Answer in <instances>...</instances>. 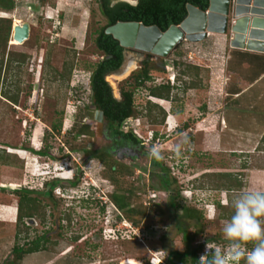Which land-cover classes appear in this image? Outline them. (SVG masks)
I'll return each instance as SVG.
<instances>
[{"label":"rangeland","instance_id":"rangeland-1","mask_svg":"<svg viewBox=\"0 0 264 264\" xmlns=\"http://www.w3.org/2000/svg\"><path fill=\"white\" fill-rule=\"evenodd\" d=\"M12 1L11 10L0 6V17L12 19L13 27L17 19L28 23L31 36L21 44L12 31L5 59L15 52L22 63L16 62L6 76L5 68L0 85V188L5 187V191L0 189V264H147L144 260L150 258L149 249L155 245L167 253L186 250L184 235L174 222L176 209L168 200L146 204L153 192L165 196L167 180L154 182L149 175L155 156L176 180L178 202L205 212L203 224L190 228L196 238L194 245L208 242L207 246L225 252L233 245L234 255L238 247L253 248L254 242H249L254 236L264 238L263 216L255 220L242 217L264 194L263 187L253 188L256 176L264 174V79L256 82L264 61L233 48L230 35L223 34L201 42L185 39L164 58L138 51L127 56L125 69L109 76L108 81L117 98L125 91L135 92L137 114L124 130L136 128L140 132L146 156L140 154L133 164L129 158L107 153L110 141L103 124L88 108L90 78L104 58L96 39L107 26L98 0ZM7 26L0 22L2 36ZM72 65L69 76L67 70ZM143 65L150 68L152 79L139 85ZM7 85L12 94L20 92L17 103L2 92ZM162 85L171 86L169 97L166 91L163 97L153 95L152 90ZM239 91L245 94L238 97ZM153 102L162 109L153 107ZM149 110L157 121L147 116ZM170 111L176 117L169 116ZM35 149L49 151L57 158L38 154ZM110 165L117 170H110ZM77 175L80 183L71 190L50 183ZM237 180L243 187H237ZM91 184L101 187L96 200L73 198ZM27 189L33 190L29 198H34L38 207L33 210L35 216L27 215L21 221V211H28L22 202ZM51 189L53 199L48 195ZM17 190L23 192L19 195ZM113 191L130 194L131 208L145 211L138 216L142 220L139 225L166 226L164 240L151 245L130 232L115 230L116 224L126 228L132 222L120 215L119 211L125 213L112 200ZM230 197L242 213L228 220L221 214L228 211L222 205ZM7 204L14 208L10 218L6 217ZM50 210L57 220L55 226L61 223L53 237L56 243L46 249L41 240L39 251L18 258L16 246H33L34 240L53 227ZM216 252L212 254L221 264L234 262L233 257ZM256 253L242 257V263L264 264V256L258 250ZM188 258L192 260L191 254Z\"/></svg>","mask_w":264,"mask_h":264},{"label":"trees","instance_id":"trees-1","mask_svg":"<svg viewBox=\"0 0 264 264\" xmlns=\"http://www.w3.org/2000/svg\"><path fill=\"white\" fill-rule=\"evenodd\" d=\"M157 0H142L141 6H132L131 4H128L126 2H120L117 5L113 6V0H98L100 8L102 13L107 19V26L102 28L99 32V35L96 39L97 47L103 52L104 58L99 61V63L96 65L95 70L93 71L91 75V92H90V103L91 105L88 107L89 110H98L103 113V119L108 125H110V129L113 130V135H115V138L118 141V144L120 146L128 145V140H132V145L134 147L141 146L143 141L140 139L134 132H126L124 130V121H126L128 118L135 116L137 114L136 112V106L134 101V95L135 92L133 90L131 91H125L122 93V99H118L115 96L114 89L110 82L107 79V75L115 70L120 69L123 64L125 63V51L126 48L121 46L120 42L116 40L112 35L106 33V29L108 26L116 24L119 21H139L143 22L146 25H158L162 30L166 31L171 25L173 24H180L187 16L188 10L187 5L189 3H192L198 7H201L203 9H207L209 6V0H160L158 3H155ZM0 6L4 9L11 10L14 7V2L12 0H0ZM155 7H159L161 10V14L158 15L156 12H152V10H155ZM148 9V12L146 13V10ZM156 13V14H153ZM158 15V16H155ZM0 22H6L8 24L7 31L4 34V36L0 33V85L2 80V74L4 69L6 68L5 76L8 72V75L11 73L10 71L15 68L16 62L21 64L22 62H18V54L13 52L10 53L8 61H6V53H7V47L8 42L11 37V34L13 33V20L5 17H0ZM25 55V54H24ZM23 55V56H24ZM26 56V55H25ZM24 56V57H25ZM25 61V59H23ZM23 61V62H24ZM15 65V66H14ZM146 65L148 66V62H146ZM146 66L145 71L143 72V75L138 78V80L142 79L139 85H143L145 83V79L151 78L150 75V68ZM73 69V65L70 66V69L67 70L69 76L71 75V70ZM8 80V76L5 79ZM1 90V87H0ZM154 96L163 97L164 95L163 91L167 92V97H169L171 92V86L170 85H162L159 88H154L153 90ZM2 92L5 93V95L11 99L13 102L17 103L20 99V92H16L15 95L12 94L10 88L7 85V89L3 90ZM163 93V94H162ZM153 107H158V109H162V107L153 102ZM89 111V112H92ZM163 111V110H162ZM147 116L151 119L152 122L157 121V116H154L151 110L147 113ZM57 129V127H56ZM86 129H82L81 132H85ZM33 151V150H32ZM38 154H46L48 156H51L52 158H57L55 155H52L49 151H42V150H34ZM154 163L156 166H160V164H163L162 161L159 160L158 156H155ZM167 171H170L168 167H164ZM110 170L114 171V166L110 165ZM226 176H232L231 174H224ZM53 180V181H52ZM50 183H54V185L63 186L65 189H70L77 186L80 183L81 176L77 175L76 178L71 180H63V179H52ZM176 180H168L166 185V190H164V198L161 196H158L160 193L156 192V195L154 192L150 194L149 196V202L146 204H150L151 206L159 204L160 199L162 201L168 200L170 206L174 209H176L177 213L175 215V225L177 226L178 230L184 235V243L186 245V250L184 251H170L167 253L166 249L162 246L155 245L159 244L160 241L162 242L163 239L160 241L155 240H149V244L155 245L154 248L160 251H166L165 256H167L168 260L175 264H200V254L206 247L208 242H203L197 245H194L195 239L190 234V228L194 226H201L203 224V220L205 218V212L195 206H189V205H182L178 202V197L180 195V190L176 188L175 186ZM177 183V182H176ZM237 187L241 188L243 187V183L241 180H237ZM4 190V188H1ZM231 189V188H227ZM156 190V189H154ZM5 191V190H4ZM21 190H17V194H21L23 191L19 192ZM33 190L27 189L25 193V196L22 198L23 204L26 205L27 212H22L19 215V220H23L25 216L33 217L34 211L37 209V205L35 203L34 198L30 197V192ZM68 191V190H67ZM85 192V190L82 191V193ZM48 193L54 194L53 190H49ZM154 194V195H153ZM130 194H121L118 191H113L110 196L112 200L117 204V209H122L125 214H122V217L125 216L126 219H129L131 222H133L136 226H140L141 219L138 218L139 215L145 214V211L141 208L132 207L131 208V196ZM74 198H77V195H74ZM228 198V195H227ZM28 199V201H26ZM25 201L27 203H25ZM85 202L91 201V200H82ZM228 206V207H227ZM223 208L228 209L227 212H224L221 214L225 219L231 220L235 219V216L239 215L238 212H240V209H238L237 206H234L233 198L230 197V201L224 205H222ZM251 207L253 208L252 211H244V218L255 220L260 218V216L264 217V194L259 198L258 204H252ZM236 209V210H235ZM242 213V212H240ZM240 216V215H239ZM68 217V216H67ZM121 216H119L120 218ZM69 218V217H68ZM148 228H151L152 226H147ZM203 230L200 229L199 233H202ZM48 234V233H47ZM47 234L41 236L40 238H37L33 242V246H30L28 248L16 246L14 249V253L18 258H23L24 255L31 254L33 252L39 251L41 249L40 241L44 240L47 237ZM132 236L136 239L135 235L132 233ZM253 242H257L258 245L261 247H264V238L261 240L258 239V235L254 236L252 239ZM252 241L249 242L252 243ZM47 243V240L45 241ZM158 246V247H157ZM46 249L49 248L47 244H45ZM191 254L192 260H190L188 257ZM216 256L212 253L209 254L208 260L206 264H221L218 260L215 258Z\"/></svg>","mask_w":264,"mask_h":264},{"label":"water","instance_id":"water-1","mask_svg":"<svg viewBox=\"0 0 264 264\" xmlns=\"http://www.w3.org/2000/svg\"><path fill=\"white\" fill-rule=\"evenodd\" d=\"M180 24L166 31L158 25L139 21H119L110 25L106 33L112 35L126 49L168 57L185 40L201 42L211 34L230 35L233 48L264 52V0H209L207 9L192 3ZM14 38L24 44L31 36V26H14ZM13 35V33H12ZM259 40V41H258ZM96 116H103L97 112ZM34 221V219H31Z\"/></svg>","mask_w":264,"mask_h":264},{"label":"flooded vegetation","instance_id":"flooded-vegetation-1","mask_svg":"<svg viewBox=\"0 0 264 264\" xmlns=\"http://www.w3.org/2000/svg\"><path fill=\"white\" fill-rule=\"evenodd\" d=\"M141 1L142 0H113V6H115V5H117L118 3H120V2H126V3H128V4H131L132 6H141ZM160 0H157L155 3H158ZM148 12V9L146 10V13ZM152 12H156L158 15H160L161 14V10H160V8L159 7H155V10H152ZM156 13H153V14H156ZM158 15H155V16H158ZM136 50H132V49H126V51H125V56H126V58H127V56L129 57L130 55H133L134 54V52H135ZM139 52V51H138ZM141 53V52H140ZM142 54V53H141ZM148 57H157V56H155V55H153V54H150V53H145ZM143 56V55H142ZM125 58V59H126ZM158 58V57H157ZM134 59V58H133ZM133 59H132V61H131V63L133 62ZM124 65H125V63L123 64V66L120 68V69H118V70H115V71H112V72H110L108 75H107V79H108V77L109 76H111V75H115V74H121V72H122V70H124L125 69V67H124ZM131 65V64H130ZM146 65V64H145ZM145 65H143V66H145ZM145 69H146V66H145ZM145 69L142 71V73L140 74V75H138L139 77L140 76H142L143 75V72L145 71ZM126 71H127V69H126ZM150 79H152V76H151V78H147V79H145V82L146 81H150ZM142 80V79H141ZM141 80L139 79L138 80V83H140L141 82ZM118 99H122V97L121 98H118ZM92 110V109H91ZM94 112L97 114V112H100V111H98V110H94ZM99 117V119L101 120V122H102V124H103V130H104V135H105V137L110 141V146H109V150H106L107 151V153L108 154H114L116 157H118L119 159H125V158H129L130 160H132L133 161V164L136 162V160H138V159H140V157H141V155L142 156H146V150L144 149V144L142 143V145L141 146H136V147H134L133 145H132V140L131 139H127L128 140V145H125V146H120L119 144H118V141H117V139L115 138V135H113V130H111L110 129V125H108V123H106L105 121H104V119H103V116L101 117V116H98ZM133 118V117H132ZM98 119V118H97ZM130 125H132V122H131V124ZM130 131H132L133 132V128L132 129H128V130H126V132L128 133V132H130ZM141 154V155H140ZM164 164V163H163ZM150 165H151V168L149 169V172H150V178L155 182L156 180H158V178H160V179H165V180H173V178H172V175H171V173H170V171H167L166 169H164V167L166 166L165 164H164V166L162 165V164H160V166H156L155 165V163H154V158L152 159V162L150 163ZM126 168H129V167H126ZM157 168H160L159 170L157 169ZM125 169V168H124ZM114 170L116 171L117 170V167L116 166H114ZM128 171H130V168H129V170ZM127 171V172H128ZM157 178V179H156ZM34 191H36V190H34ZM154 194L156 195V192H154ZM153 194V195H154ZM48 195H49V197H50V199L52 198L53 199V197H54V194H52V193H48ZM52 207V206H51ZM54 216V211L53 210H50V212H49V216L51 217L50 219V221H51V223H52V225H53V227H50V228H48L49 230L47 231V237L48 238H46L45 239V241L47 240V245H48V247H50V245H53V244H55L56 243V239H54L53 237H54V234H58L59 233V231H58V227L60 228L61 227V223H60V226H55V222L57 221L56 220V218H55V216H54V219H53V216ZM66 220V219H65ZM54 226H55V228H54ZM58 231V232H57ZM50 236L52 237V238H50ZM59 240V239H58Z\"/></svg>","mask_w":264,"mask_h":264},{"label":"built area","instance_id":"built-area-1","mask_svg":"<svg viewBox=\"0 0 264 264\" xmlns=\"http://www.w3.org/2000/svg\"><path fill=\"white\" fill-rule=\"evenodd\" d=\"M130 124H131V118H128L126 121H124V127L130 126ZM133 131L140 138L141 137L143 138V136L140 134V132L136 128H134ZM119 213H120V215H122L120 211H119ZM115 221H116V223L118 222V220H115ZM120 227H121L120 224H116L115 230L130 232L131 234L133 233L135 235L136 239H139L140 241H142V243H146L147 241L149 242L150 239L151 240L153 239L155 241H160L163 239L165 232L168 230V228L166 226H162V225H156V226H152L151 228H148L146 225L135 226L133 222L129 226H125L126 228H120ZM257 245H258L257 242H254L253 248L248 247L249 245L241 246V248L238 247L239 249H237V251L234 253V255H233L234 249L232 247L233 245L227 246L226 252L221 250V249L218 250L217 246H211V245L207 246L206 245V247L204 248V250L200 254V264H206L209 254H211L212 252H215V251H218L216 253H223L224 254L223 257H233L234 262L232 264H243L242 263L243 260H241V258L245 257V256L253 257L255 255H258V253H256V250H258L260 252V254L262 256H264V247H261L260 245L257 246ZM230 247H231V249H230ZM149 250H150L149 253L151 254L150 258L147 260H144V261H146L147 264H172L168 260L167 256H165L166 251H160V250H157L154 248H151ZM174 263L176 264V261ZM120 264H122V262Z\"/></svg>","mask_w":264,"mask_h":264},{"label":"crops","instance_id":"crops-1","mask_svg":"<svg viewBox=\"0 0 264 264\" xmlns=\"http://www.w3.org/2000/svg\"><path fill=\"white\" fill-rule=\"evenodd\" d=\"M211 35H214V34H211ZM210 35V36H211ZM209 36V37H210ZM239 49V48H237ZM241 51L243 50V52H247V53H251V54H255L256 57L260 58L261 61H264V52L262 51H252V50H246V49H240ZM261 77V78H260ZM260 77H258L256 80V82L258 83V81H261L264 79V68H262V70L260 71ZM260 78V79H259ZM259 79V80H258ZM226 94V93H225ZM237 95H239L238 97H241L242 95L245 94V92L243 91H239V92H236ZM230 96V95H229ZM256 181L253 180V188L255 189H258V188H264V174L263 175H257L256 176ZM8 205V204H7ZM7 208H9V210H6V212H8L6 214V217H11L12 214L11 212L14 210V208H12V205H8ZM11 215V216H10ZM1 217V216H0ZM5 220V218H3ZM7 220V219H6ZM2 221V220H0Z\"/></svg>","mask_w":264,"mask_h":264},{"label":"clouds","instance_id":"clouds-1","mask_svg":"<svg viewBox=\"0 0 264 264\" xmlns=\"http://www.w3.org/2000/svg\"><path fill=\"white\" fill-rule=\"evenodd\" d=\"M53 19V18H51ZM90 84H91V78H90ZM162 106V105H161ZM164 108H166V106H163ZM169 116H174V114H172V112L170 111L169 112ZM168 116V118H169ZM133 117V118H132ZM130 117L131 118V122L132 120L134 119V116ZM176 117V114L175 116ZM168 121V124H169V127H170V130L173 128L172 127V123L170 122V118L167 120ZM176 127H178V125H176L174 128L176 130ZM134 132V131H133ZM135 134V133H134ZM138 136V135H137ZM139 137V136H138ZM140 138V137H139ZM152 138H153V135H152ZM140 139H143V138H140ZM143 141V140H142ZM144 143V142H143ZM65 180H71L72 178H63ZM92 185H95V184H91V185H88L87 187H84L83 190H85V192L81 193V194H75L77 195V198H79L80 201L82 200H96V194H99L100 190H101V187L99 186H92ZM3 188V187H2ZM5 188V187H4ZM1 189V188H0ZM104 193V192H103ZM98 197H101V195H99ZM74 198V196H73ZM76 200V198H74ZM100 199V198H99ZM210 216V215H209Z\"/></svg>","mask_w":264,"mask_h":264},{"label":"bare ground","instance_id":"bare-ground-1","mask_svg":"<svg viewBox=\"0 0 264 264\" xmlns=\"http://www.w3.org/2000/svg\"><path fill=\"white\" fill-rule=\"evenodd\" d=\"M23 24V21H21V20H16L15 21V27L16 26H19V25H22ZM185 39H186V37H185ZM259 41V40H258ZM264 40H261L260 42H263ZM22 44V43H21ZM252 51H257V50H252ZM263 52V51H262ZM164 58V57H163Z\"/></svg>","mask_w":264,"mask_h":264}]
</instances>
